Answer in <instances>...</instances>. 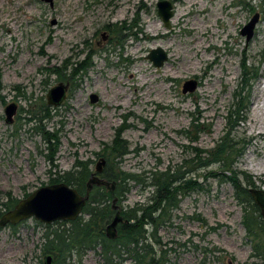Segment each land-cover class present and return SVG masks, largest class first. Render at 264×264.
Here are the masks:
<instances>
[{
	"label": "rangeland",
	"instance_id": "obj_1",
	"mask_svg": "<svg viewBox=\"0 0 264 264\" xmlns=\"http://www.w3.org/2000/svg\"><path fill=\"white\" fill-rule=\"evenodd\" d=\"M158 1L0 0V202L7 192L20 200L50 184L76 157L90 160L92 170L100 157L124 173L190 168L201 188L181 198L171 225L159 229L166 264H262L252 255L232 184L208 174L215 165L194 162L230 130L228 116L246 96L244 118L232 121L230 137L244 144L235 167L264 189V0H168L173 15L180 14L168 28ZM255 13L253 36L246 40L240 30ZM156 47L168 54L161 67L146 58ZM85 62L81 76L72 77ZM243 63L248 87L240 84ZM191 78L197 89L182 93ZM60 81L69 83L64 101L50 118L34 119ZM11 102L17 111L7 123L4 108ZM119 128L130 151L109 162L103 149ZM44 130L59 138L53 163ZM128 184L119 209L144 202L151 190ZM43 232L33 218L0 226V264H43ZM82 264H102L98 249L87 251Z\"/></svg>",
	"mask_w": 264,
	"mask_h": 264
},
{
	"label": "trees",
	"instance_id": "obj_2",
	"mask_svg": "<svg viewBox=\"0 0 264 264\" xmlns=\"http://www.w3.org/2000/svg\"><path fill=\"white\" fill-rule=\"evenodd\" d=\"M242 65L240 84L248 87V80L244 79L248 68L244 66V63ZM87 67L85 62L75 68L71 76L80 77ZM46 70L57 75L60 73L54 68ZM253 75L255 77V73ZM236 95L238 97L240 93ZM244 99L243 106L240 105L242 99L236 100L237 110H234L232 116H228L230 130L212 150L206 153V158L198 153L197 161L194 163L203 168L215 165L216 170L212 169L208 174L232 184L234 197L242 208V223L246 236L251 242L252 255L264 264V221L248 191L249 187H255L254 181L247 174L236 169L235 164L243 154L244 144L230 137L231 129H234L235 125V122H232L235 121L234 116L241 117L238 119L241 120L247 110L246 96ZM53 109L54 107L46 102L44 113L39 116L35 113L33 118H38L39 121L48 119ZM229 113L231 115L232 110ZM122 131L123 128L117 129L111 143L103 149V155L109 162L117 163L116 160L130 151L129 143L121 136ZM42 138L50 153L47 158L53 163V155L59 146L57 132L44 130ZM91 163L90 160H80L76 157L70 169L55 172L49 183L64 182L74 187L80 194H84L86 182L94 171L91 169ZM191 172L190 168L182 172H172L171 168L167 167L161 171L149 170L141 174L124 173L121 170L109 169L106 163L100 177L107 181L114 180L115 188L108 190L105 186L93 185L81 214L75 220L43 224L44 232L39 244L41 254L44 257L51 255V264H82V258L87 251L96 252L98 249L102 264H166L168 248L166 242H163L160 237L159 229L171 225L172 212L178 208L181 198L201 188V184L193 177L191 178ZM130 181L140 182L142 187L151 188L150 193L144 202L137 201L132 206L120 208L123 220L117 225L116 237L109 239L105 234V228L114 216V210L111 207L112 199L116 197L117 202L125 200V195L130 189L128 184ZM4 199L6 201L0 202V215L12 209L19 201L13 198L10 192L6 193ZM9 226L14 228L15 225ZM39 264L42 263L39 262Z\"/></svg>",
	"mask_w": 264,
	"mask_h": 264
},
{
	"label": "water",
	"instance_id": "obj_3",
	"mask_svg": "<svg viewBox=\"0 0 264 264\" xmlns=\"http://www.w3.org/2000/svg\"><path fill=\"white\" fill-rule=\"evenodd\" d=\"M50 5L53 0H41ZM157 13L161 17L165 27L170 26V19L173 16V6L168 0H159L156 3ZM258 21V14L255 13L251 19L241 28L240 33L245 35L246 40L253 36L254 27ZM146 58L151 61L153 66L161 67L167 60L168 54L161 47L152 48L149 50ZM69 83L60 81L52 86L46 94V102L48 105L56 107L61 104L66 98ZM198 87V81L194 78L185 80L182 84V93H191ZM91 103L98 100V96L94 93L89 95ZM17 111V105L14 102L7 104L4 108L5 121L11 123L13 116ZM105 159L100 157L93 173L86 182V190L84 194H80L74 187L58 182L38 187L26 197L20 199L15 206L4 212L0 216V226L17 225L18 223L33 218L42 224H50L60 220H75L82 212L83 207L88 200L90 190L93 185L105 186L108 190L115 188L114 180L107 181L100 177L103 170ZM254 203L258 206L260 215L264 221V189L257 187H249ZM117 198L114 197L111 202V207L114 210L112 220L106 225L105 234L109 239H114L117 235V225L123 219L120 214V209L116 204ZM51 255L44 257V264H51Z\"/></svg>",
	"mask_w": 264,
	"mask_h": 264
},
{
	"label": "bare ground",
	"instance_id": "obj_4",
	"mask_svg": "<svg viewBox=\"0 0 264 264\" xmlns=\"http://www.w3.org/2000/svg\"><path fill=\"white\" fill-rule=\"evenodd\" d=\"M176 17H180V14L179 13L174 14L171 20L172 21L175 20ZM135 90L137 91V88H135Z\"/></svg>",
	"mask_w": 264,
	"mask_h": 264
}]
</instances>
